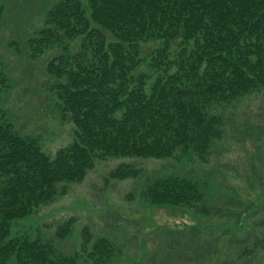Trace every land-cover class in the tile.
<instances>
[{
    "label": "trees",
    "instance_id": "trees-1",
    "mask_svg": "<svg viewBox=\"0 0 264 264\" xmlns=\"http://www.w3.org/2000/svg\"><path fill=\"white\" fill-rule=\"evenodd\" d=\"M145 44L151 45L149 73L140 69ZM27 45L31 57L54 48L45 70L53 78L56 111L73 124L74 135L50 155L0 105V264H112L122 254L113 238L119 233H95L84 224L71 248L65 242L73 216L51 235L12 234V223L65 194L97 159L206 163L234 119L235 103L264 89V0H55ZM7 86L0 62V97ZM166 173L121 162L106 177L135 178L145 202L196 215L236 203L210 196L207 183L188 171ZM172 230L155 229L148 264H211L212 255L222 253L216 238L187 239L185 230ZM174 234L179 241L162 249ZM254 236L229 250L237 259L223 255L221 262L236 264L264 248V236Z\"/></svg>",
    "mask_w": 264,
    "mask_h": 264
},
{
    "label": "rangeland",
    "instance_id": "rangeland-1",
    "mask_svg": "<svg viewBox=\"0 0 264 264\" xmlns=\"http://www.w3.org/2000/svg\"><path fill=\"white\" fill-rule=\"evenodd\" d=\"M1 1L0 62L8 76V86L1 92L0 105L21 132L33 134L42 149L53 155L72 140L73 124L57 113L53 89L49 87L53 78L46 72L45 63L54 48L31 57L27 36L43 24L45 12L55 0ZM150 48L151 45L145 44L139 54L143 61L140 69L148 73L151 70L145 55ZM235 105L234 119L229 120L225 136L211 147L206 163L202 160L180 163L168 157L97 159L84 178L71 184L65 194L42 205L37 212L16 219L11 233L28 231L46 235V231L51 235L60 221L73 216L67 247L78 245L80 228L89 224L95 233L105 231L112 236L119 233L113 238L122 247V254L112 264H148L155 229L165 226L185 230L187 239L191 236L218 239L222 253L213 254L211 264H225L221 262L223 255L234 259L232 251L242 239L251 234L264 236V89L244 96ZM121 162H133L146 172L157 170L160 175L171 170L188 171L190 177L207 183L210 196L231 201L235 198L236 203L211 215L147 203L138 196L141 184L135 178L106 177ZM191 227L197 234L190 233ZM255 237L247 238L249 244ZM176 240L179 241L174 234L162 244V249L170 250L169 243L174 245ZM162 251L156 253L155 260L160 259ZM240 260L244 264H264V248Z\"/></svg>",
    "mask_w": 264,
    "mask_h": 264
}]
</instances>
